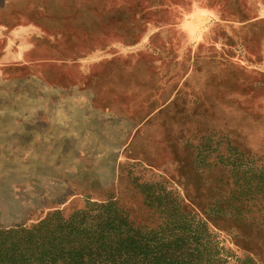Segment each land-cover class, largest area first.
I'll return each mask as SVG.
<instances>
[{"label": "rangeland", "instance_id": "374dc122", "mask_svg": "<svg viewBox=\"0 0 264 264\" xmlns=\"http://www.w3.org/2000/svg\"><path fill=\"white\" fill-rule=\"evenodd\" d=\"M144 183L264 264V0H0V225Z\"/></svg>", "mask_w": 264, "mask_h": 264}, {"label": "trees", "instance_id": "16d2710c", "mask_svg": "<svg viewBox=\"0 0 264 264\" xmlns=\"http://www.w3.org/2000/svg\"><path fill=\"white\" fill-rule=\"evenodd\" d=\"M137 193L0 225V264H228L205 221L161 184H141Z\"/></svg>", "mask_w": 264, "mask_h": 264}]
</instances>
